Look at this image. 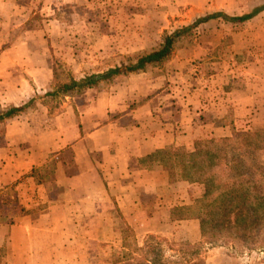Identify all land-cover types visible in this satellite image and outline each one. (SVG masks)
<instances>
[{"label":"crops","instance_id":"1","mask_svg":"<svg viewBox=\"0 0 264 264\" xmlns=\"http://www.w3.org/2000/svg\"><path fill=\"white\" fill-rule=\"evenodd\" d=\"M202 1L207 4L203 12L226 11L227 0ZM25 8L21 0H0V45H5L0 47V76L27 56L28 37H9L18 21H26ZM263 13L231 25L247 24ZM212 22L220 24L203 25ZM254 38L264 46V35ZM132 76L136 85L112 86L85 108L78 107L80 123L64 126L63 114L48 116L41 103L0 123V188L15 184L20 202L29 209L11 224L0 223V244L6 240L11 251L7 264H67L64 251H70L72 264H88V254L80 252L94 246L120 251L115 260L105 253L99 264H136L150 235L191 246L202 241L201 213L192 211L199 183L175 177V163L156 154L175 146L190 152L194 140L226 138L240 126L264 131V70L246 72L241 83L228 85L222 97L226 94V107L233 113L221 110L216 100V115L204 99L183 100L177 110L150 97L129 106L157 86L145 72ZM30 89L25 79L10 82L8 90L18 100L5 104L26 103L35 94ZM67 149L71 161L64 157ZM51 160L54 178L38 180L34 172ZM197 254L185 262L166 259L167 264H243L240 256L219 245Z\"/></svg>","mask_w":264,"mask_h":264},{"label":"rangeland","instance_id":"2","mask_svg":"<svg viewBox=\"0 0 264 264\" xmlns=\"http://www.w3.org/2000/svg\"><path fill=\"white\" fill-rule=\"evenodd\" d=\"M182 1L21 0L27 6L26 21L18 25L20 21L16 20L9 37H28V41L25 40L27 56L17 58L18 64L0 76L2 106L18 100L17 93L8 90L10 82L25 79L33 88L31 94L35 92L41 96L57 84L105 72L126 61L127 57L151 51L166 32L186 26L197 17L214 12L242 16L264 5V0H227L226 11L203 12L207 4L202 0ZM214 21L220 24L200 25L192 35L182 39L170 60L142 71L152 76L157 86L150 94L136 96L129 106H135L142 97H150L158 104L166 103L168 109L177 110L183 100L204 99L214 113L223 105L221 110L232 114L233 111L226 107V94L222 97L223 90L231 83H241L246 72L258 75L264 70V46L253 42L256 41L254 37L264 35V13L244 25H231L221 19ZM4 46L0 45L1 48ZM132 75H116L67 95L44 96L41 107L46 109L48 116L63 114L66 127L80 123V106L85 108L91 98L105 94L112 86L119 89L123 85H136ZM216 100H220L218 107ZM3 134L4 129L0 127V143ZM185 151V148L175 146L160 150L156 156L175 163V177L182 175V162L189 163L190 168L188 165L185 170L199 183L195 191L199 198L192 211H199L203 221H207L206 232L202 241L194 246L161 237L149 240L159 246L161 260L184 259L192 252L200 253L211 245H219L240 256L243 264H264V251L259 249L264 245V131L240 126L234 135L226 138L196 139L190 152ZM64 157L71 161L72 152L67 149ZM210 161H217L216 168H201ZM230 166L235 169L230 171ZM212 175L215 177L210 178ZM35 176L40 181L53 179L55 161L36 169ZM210 184L220 187L208 193ZM242 202L248 206L243 220L219 223L224 219L223 214L233 213ZM213 204L215 213H210L208 205ZM250 214L258 217L259 227L255 232L249 224ZM209 223L215 230L208 227ZM5 242L0 244V264H7L10 257L11 251ZM64 252L67 264H72L70 251ZM85 252L88 264H99L105 253L111 260L120 258L118 248L104 252L94 246L80 255Z\"/></svg>","mask_w":264,"mask_h":264},{"label":"trees","instance_id":"3","mask_svg":"<svg viewBox=\"0 0 264 264\" xmlns=\"http://www.w3.org/2000/svg\"><path fill=\"white\" fill-rule=\"evenodd\" d=\"M262 9H264V5L254 8L251 12L246 13L242 16H229L222 12H214L211 14H206L204 16H200L195 18L190 24L180 27L172 32H166L162 37L161 41L157 44V46L151 51L139 53L132 57H127L126 61L120 63L117 66H114L112 69L107 70L102 73H93L82 79H70L68 82H63L57 84L51 91L46 92L44 95H34L33 98L29 99L26 103L22 105H10L7 107L0 106V123L5 122L7 119H10L19 114L31 111L36 108L38 103H43L44 98L48 96H57V95H67L73 92H79L86 88L95 86L98 82L102 80H108L116 75H128L135 74L146 70L147 68L161 66L166 61L170 60L173 56L174 50L176 46L182 39L187 38L192 35L196 28L200 25L206 24L210 21L221 19L224 22L230 23H241L247 19L252 18L254 15L259 13ZM55 76V73H54ZM45 96V97H44ZM227 140V139H224ZM223 141V140H222ZM189 163H186L182 168V175L180 177H186L192 179L194 176H190L185 167L188 166ZM217 166V161L212 163L211 161L202 165L201 168L207 167L210 169H214ZM190 168V165L188 166ZM230 171L235 169L233 166L229 167ZM212 171V170H211ZM36 172V171H35ZM34 172V173H35ZM214 174V171H212ZM215 175L210 176V178H214ZM197 181L195 179H192ZM216 180V179H215ZM220 184V183H219ZM224 185V184H221ZM220 185L210 184L207 187L208 193H213L217 189H219ZM254 188V187H253ZM245 196V195H244ZM210 208L208 211L211 213H215V205H208ZM254 211V208L253 210ZM29 213V209H27L20 202L18 192L15 188V184L8 185L4 188H0V223H8L11 224L14 222L16 217L22 216ZM248 213V206L245 203H241L238 207L235 208L234 212L223 214L222 218H224L219 223L230 222H238L244 219L246 214ZM251 216V214H250ZM254 216V217H252ZM251 216L249 224H252L253 232L257 231L259 227L258 217L254 214ZM202 220V230L206 231V222ZM213 220V219H212ZM221 223V224H222ZM208 227L215 230V227L212 223L208 224ZM257 235V234H256ZM157 236L150 235L147 237L144 246L140 249V258L137 260L136 264H167L169 261L166 259L161 260L160 248L155 243H150L149 240L156 239ZM261 251H264V245L259 248ZM198 255L195 252H192L187 258L181 259V261L185 262Z\"/></svg>","mask_w":264,"mask_h":264}]
</instances>
